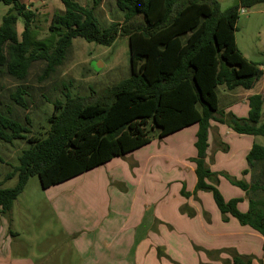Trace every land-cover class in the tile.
Returning <instances> with one entry per match:
<instances>
[{
	"label": "trees",
	"instance_id": "1",
	"mask_svg": "<svg viewBox=\"0 0 264 264\" xmlns=\"http://www.w3.org/2000/svg\"><path fill=\"white\" fill-rule=\"evenodd\" d=\"M61 1L65 10L53 15L49 36L41 41L32 31L36 18L32 5L22 0H0L9 7L0 25V76L6 72L24 80L37 61L46 63L49 74L66 59L74 38L111 45L120 33L129 38L131 76L92 103L69 93L65 100L57 99L48 118L49 130L39 136L28 135V117L23 123L10 110H3L0 103V140L13 143L24 139L29 143L19 156V164L4 179L17 176L16 185L0 186V215L11 212L30 176L38 175L47 189L144 147L152 141L150 131L165 138L197 124V155L191 159L196 164V191L213 193L225 221L232 215L264 236V146L254 143L247 155L249 168L245 174L251 173L250 182L224 173L246 192V212L238 208L243 198H224L212 182L218 184V177L214 178L217 172L206 161L212 120L226 122L240 134L264 136V122L260 124L264 98L260 93L249 97L247 117L231 112L216 116L219 85L252 89L264 75L261 64L249 61L236 40L240 8L264 0H239L225 10L217 0H116L118 8L125 11L124 24L113 22L106 28L101 27L95 14L100 0H94L92 7L78 0ZM20 18L24 25L21 34L17 28ZM25 95L19 87L12 98L27 107ZM182 193L193 195L185 186ZM185 208L194 215L191 207ZM223 252L232 257L225 264L253 263V256L234 249L218 250L216 254Z\"/></svg>",
	"mask_w": 264,
	"mask_h": 264
},
{
	"label": "rangeland",
	"instance_id": "2",
	"mask_svg": "<svg viewBox=\"0 0 264 264\" xmlns=\"http://www.w3.org/2000/svg\"><path fill=\"white\" fill-rule=\"evenodd\" d=\"M22 1L28 5H32L31 8L36 13L35 22L32 26L34 37L37 40H45L49 36V26L53 15L63 12L65 10L64 4L61 0ZM78 1L88 7L94 5V0ZM217 1L222 10L228 9L239 2V0ZM8 9L7 5L0 2V25ZM244 9L245 12L240 14L237 21L236 40L238 48L249 61L260 63L264 69V3L256 4L252 7H244ZM95 14L102 28H106L113 22L124 24L125 11L118 8L116 0H100L96 6ZM17 28L20 34L24 30L21 18L18 20ZM100 63L103 65L100 66ZM45 69L46 63L44 61H37L33 63L24 80L12 77L6 72L0 76L1 107L5 111L10 110L23 123H26L27 117L29 118L30 124L27 125L31 129V132L28 134L29 136H39V133H45L49 130L48 118L54 110V101L57 99L65 100V95L69 93L72 96L78 95L82 97L85 103H92L100 99L105 91L107 92L112 89L116 83L130 77L131 55L129 38L120 33L113 44L103 45L87 41L80 36L76 37L73 39L72 46L63 63L54 72L49 74L46 73ZM19 87L23 88L28 94L25 95L28 99L27 107L19 106L12 98L13 93ZM230 90L232 89H228L225 85H219L216 88L219 98L217 117L230 113L227 111L229 103V105L240 104L239 101L233 100V97H231L233 94L231 93L232 91L229 92ZM254 91L262 94L264 98V75L255 84ZM263 122L264 105L260 124ZM223 124L228 126L226 122H223ZM187 133L178 132L171 136L169 135V137L160 138L155 131H150L152 141L140 148L141 150L137 149L134 152L114 157L104 165L95 167L65 181L64 183L66 184L61 183L52 187L67 189L74 185L85 184L87 186L91 184L92 187L93 185L101 184V192L105 195L103 198L106 201V203L101 204L102 206L104 205V211L106 212L104 216L112 214V218L116 220L114 227L106 229L105 238H111V234L114 235L120 228L123 229L125 227L126 216L124 214L128 211L125 209L129 205L131 206L133 196L136 193L135 188L141 182L143 186H145V183L156 184V188L143 191V196H138L137 205H141L140 207L143 209L139 224L145 227L147 221L155 219L154 209L161 202L159 194L162 193L163 187L167 193L169 181L176 180L175 178L178 176V171L172 172L174 167H171V169L170 167H166L158 171L159 173H156L157 170L152 171V160L157 158L151 159L150 155L163 154L165 160L158 159L159 161H162L165 165L173 163L178 152L176 140L187 136ZM256 143L264 146V136L259 135L256 137ZM28 146L29 143L24 139L14 140L13 143L0 140L1 187H13L16 185L18 181L17 176L6 181L4 179L19 164V156ZM151 157L153 156L151 155ZM145 166H148V169H145ZM254 171L256 173L258 169H254ZM249 174L251 173L249 172ZM217 175L214 178L218 177V180H220V176L225 177V174L222 172L220 175L217 173ZM212 182L218 186L220 184V181H218V184L217 181ZM175 184L177 183H173V185ZM225 188L227 187L223 186V192ZM227 189L231 193L230 188ZM46 190L41 185L38 175L30 176L23 192L14 201L11 212L3 215L10 227L11 219H13L12 226L21 231V236L14 238V243L20 247V251L19 254H15L16 256L12 255V258L19 257L29 260L22 262V264H92V260L89 259L90 261H88V256L91 253L83 251L73 241L74 237L71 238L67 235L66 228L62 221L60 222L55 210L51 206L50 200L46 195ZM54 191L58 190L54 189ZM194 192H192L193 196L198 201L199 192L208 193L216 209L220 210L211 191L198 190L195 194ZM182 195L187 197L183 193ZM140 199H142L141 204L139 202ZM117 203L120 206H117ZM204 204L208 206L206 198H202L201 206L204 207ZM188 205V203L180 205L176 213L183 214L188 210L185 208ZM137 207L139 208V206ZM82 208L86 207L82 206ZM73 210L69 209L68 213L74 214ZM86 212L91 214L92 208L89 207ZM86 212L85 209L82 211V221H84ZM129 230H132V227L125 229V231ZM102 241L100 244L103 252L106 251L115 260L121 261L122 264L126 263V258L130 257L129 255L121 253L120 247L117 249L115 247H105L106 242L103 245ZM2 245L3 241H0V248ZM98 245L99 242L93 247L90 245L89 249L93 251ZM162 256L168 257L167 255H161V258Z\"/></svg>",
	"mask_w": 264,
	"mask_h": 264
},
{
	"label": "crops",
	"instance_id": "3",
	"mask_svg": "<svg viewBox=\"0 0 264 264\" xmlns=\"http://www.w3.org/2000/svg\"><path fill=\"white\" fill-rule=\"evenodd\" d=\"M229 92L233 94L231 96L233 100L239 101L240 104L229 105V103L227 111L237 117H247L250 110L249 97L256 94L254 87L252 89L238 87ZM197 131V124L178 131L188 133L182 139L176 140L178 152L173 163L165 165L162 162L165 160L163 154L155 156L151 154L153 157L150 155L151 159L157 158L152 160V171L157 170L156 173H159L158 171L166 167L170 169L174 167L172 172L178 171V176L174 177L176 180L169 181L167 193L163 187L162 193L159 194L161 202L154 209L155 219L147 221L145 227L139 224L143 209L141 205H137L138 196H143V191L156 188V184L145 183L143 186L141 182L135 188L136 193L131 206L125 209L128 210L124 214L125 227L120 228L114 235L111 234V238H105L106 229L114 227L116 220L112 218V214V216H104L106 212L104 205L101 204L106 201L103 198L105 195L101 192V184L92 187L91 184L74 185L67 189L52 186L47 188L46 195L60 222L62 221L66 228L67 235L74 237L73 241L83 251L91 253L88 261L92 260V264H122L121 261L115 260L109 253L101 250L100 243L104 239L102 244L106 242L105 247L116 249L120 247L121 253L130 256L126 258L125 264H225L224 261L232 257L227 252L216 254V251L222 249H234L241 255L253 256L252 264H263L264 236L260 232L249 225L241 224L232 215H228V220L225 221L220 210L216 209L210 200L208 193L199 192V201L193 195L190 197L182 195L184 186L190 193L196 189V164L191 159L197 155L195 147ZM256 137L258 136L237 133L231 127L212 120L206 161L217 173H227L237 179L250 182L251 174H245V170L249 168L247 155L256 143ZM225 145L228 146L227 150L223 149ZM145 169H148V166H145ZM219 181L218 187L224 198L226 200L243 198L238 208L243 212L248 211L249 200L246 192L225 177L220 176ZM173 183L177 184L173 185ZM223 186L230 188L231 193L227 188L223 192ZM202 198L207 199L208 206L207 204H204V207L201 206ZM139 202L141 204L142 199ZM184 203H188V206L194 210L193 216H190L188 212L176 213L178 207ZM82 206L86 207L85 212L89 207L92 208L91 214L85 213L84 221H82V211H84ZM117 206L120 205L117 203ZM69 209H74V214L68 213ZM155 221L157 222L154 223ZM12 224L13 219H11L10 227L5 217L0 215V241H3L0 248V264H22L29 261L19 257L12 258V255H17L20 251V247L14 243V238L21 236V231L14 228ZM128 227H132V230L125 231ZM98 242L99 245L91 251L89 246L93 247ZM161 255H167L171 261L166 256L161 258Z\"/></svg>",
	"mask_w": 264,
	"mask_h": 264
},
{
	"label": "built area",
	"instance_id": "4",
	"mask_svg": "<svg viewBox=\"0 0 264 264\" xmlns=\"http://www.w3.org/2000/svg\"><path fill=\"white\" fill-rule=\"evenodd\" d=\"M245 12V9L242 7V8H240V10H239V13L240 14H243Z\"/></svg>",
	"mask_w": 264,
	"mask_h": 264
},
{
	"label": "water",
	"instance_id": "5",
	"mask_svg": "<svg viewBox=\"0 0 264 264\" xmlns=\"http://www.w3.org/2000/svg\"><path fill=\"white\" fill-rule=\"evenodd\" d=\"M103 64L102 63H100V66H102Z\"/></svg>",
	"mask_w": 264,
	"mask_h": 264
}]
</instances>
